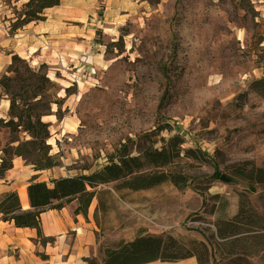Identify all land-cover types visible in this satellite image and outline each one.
Returning <instances> with one entry per match:
<instances>
[{
  "label": "rangeland",
  "instance_id": "1",
  "mask_svg": "<svg viewBox=\"0 0 264 264\" xmlns=\"http://www.w3.org/2000/svg\"><path fill=\"white\" fill-rule=\"evenodd\" d=\"M26 2L0 0V79L12 76L18 55L33 69L47 64L57 85L60 114L44 121L60 166L36 172L42 179L90 175L124 144L138 155L140 136L161 126L168 127L161 137L179 134L184 149L210 158L192 161L197 181L184 190L98 188L90 207L101 250L94 262L146 235L208 241L210 264H264L263 253L221 261L209 239L217 219L237 214L241 194L264 217V177L228 181L233 164L252 161L264 171V85H256L264 80V0H63L45 11L46 21L13 33ZM12 126L0 125L1 151L28 139ZM215 171L225 180L211 181Z\"/></svg>",
  "mask_w": 264,
  "mask_h": 264
},
{
  "label": "trees",
  "instance_id": "2",
  "mask_svg": "<svg viewBox=\"0 0 264 264\" xmlns=\"http://www.w3.org/2000/svg\"><path fill=\"white\" fill-rule=\"evenodd\" d=\"M62 1L27 0L11 25V31L16 33L32 23L46 21L45 11L59 7ZM8 73L12 76L0 79V89L10 102L9 120L0 119V125H13L11 133L24 134L28 139L20 140L18 136L0 150V179H5L16 158L31 165L35 172L59 167V160L51 155L50 124L44 121L53 115L58 117L61 111V101L54 96L57 85L48 76V65L41 64L33 69L18 55H13ZM256 85H264V80ZM65 92L71 94L70 89ZM54 106L58 108L56 112ZM167 128L161 126L140 136L138 155L132 154V145L124 144L116 160L90 175L56 179L51 183L52 187L46 182H37L34 177L28 187L31 210L22 211L16 192L6 193L0 198L1 221L13 222L22 229H36L38 238L44 242L41 232L43 213L60 211L76 201L78 207L74 214L87 217L97 189L102 186L114 184L118 193L147 192L167 184L180 190L188 188L197 181L191 174L195 169L192 161L204 165L211 163L210 158L199 149H184L185 140L179 134L161 137ZM14 143L18 145L11 146ZM231 168L229 183L236 180L254 183L264 177V171L252 161L233 164ZM210 180H221L219 171H215ZM214 227L216 234L209 239L217 240L215 248L223 258L221 261L229 259L236 263L242 258L264 254V217L252 208L244 194L239 196L237 214L230 219H217ZM190 258H196L198 264H210L213 253L208 241L184 243L173 236L145 235L121 242L114 250H106L103 264L175 263ZM87 262L96 264L94 260Z\"/></svg>",
  "mask_w": 264,
  "mask_h": 264
},
{
  "label": "crops",
  "instance_id": "3",
  "mask_svg": "<svg viewBox=\"0 0 264 264\" xmlns=\"http://www.w3.org/2000/svg\"><path fill=\"white\" fill-rule=\"evenodd\" d=\"M9 106L7 99L0 100V119L8 120ZM34 177L37 182H46L42 179L43 174H37L21 158H16L5 179H0V198L6 193L16 192L22 211L31 210L28 187ZM21 191L27 194L26 205L21 201ZM77 207L75 201L60 211L50 210L41 215L44 242L38 238L36 229H22L13 222L1 221L0 214V264H90L87 260L99 259L101 250L93 211L90 209L87 217L75 215ZM97 263L103 264V260ZM149 264H198V261L190 258L175 263Z\"/></svg>",
  "mask_w": 264,
  "mask_h": 264
},
{
  "label": "bare ground",
  "instance_id": "4",
  "mask_svg": "<svg viewBox=\"0 0 264 264\" xmlns=\"http://www.w3.org/2000/svg\"><path fill=\"white\" fill-rule=\"evenodd\" d=\"M20 198H21L22 203L26 205L27 204V194L24 191L20 192Z\"/></svg>",
  "mask_w": 264,
  "mask_h": 264
},
{
  "label": "water",
  "instance_id": "5",
  "mask_svg": "<svg viewBox=\"0 0 264 264\" xmlns=\"http://www.w3.org/2000/svg\"><path fill=\"white\" fill-rule=\"evenodd\" d=\"M221 180H225V178H224V177H222V178H221Z\"/></svg>",
  "mask_w": 264,
  "mask_h": 264
}]
</instances>
